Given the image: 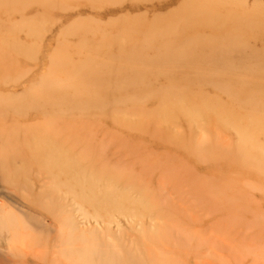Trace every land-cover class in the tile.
Here are the masks:
<instances>
[{
    "label": "rangeland",
    "instance_id": "obj_1",
    "mask_svg": "<svg viewBox=\"0 0 264 264\" xmlns=\"http://www.w3.org/2000/svg\"><path fill=\"white\" fill-rule=\"evenodd\" d=\"M0 264H264V0H0Z\"/></svg>",
    "mask_w": 264,
    "mask_h": 264
}]
</instances>
